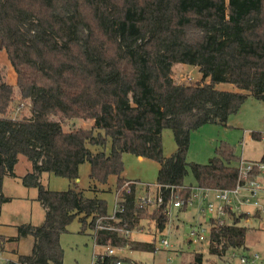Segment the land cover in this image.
I'll return each mask as SVG.
<instances>
[{
    "label": "trees",
    "instance_id": "trees-1",
    "mask_svg": "<svg viewBox=\"0 0 264 264\" xmlns=\"http://www.w3.org/2000/svg\"><path fill=\"white\" fill-rule=\"evenodd\" d=\"M3 51L17 83H6L0 69V216L10 202L3 183L17 177L19 156L33 166L22 184L37 189L46 211L42 225L22 224L11 239L32 237L31 254L6 264H64L61 237L75 221L78 234L90 236L98 248L153 253L155 241L131 242L109 229L133 232L148 219L163 232L170 221L164 209L140 208L137 187L122 177L125 154L160 165L156 185L165 207L177 197H192L185 186L190 171L200 189L231 191L244 184L241 158L228 142L218 144L207 165L189 162L188 153L193 132L228 126L249 97L264 102V0H0ZM179 64L199 68L203 84L167 83L164 70ZM221 83L241 92L219 91ZM16 88L31 117H12ZM74 119L93 121L94 128L66 132L63 122ZM165 129L177 147L170 157L163 152ZM252 138L264 140L261 133ZM86 163L94 198L77 189L52 191L41 182L44 173L76 182ZM261 176L255 169L251 177ZM111 177L117 178L123 208L114 219L98 189ZM222 208L232 223L212 219L208 244L209 255L219 259L244 248L249 232L240 226L246 215ZM6 242L0 236V253ZM102 254L100 249L94 264L130 261ZM203 262L198 254L192 264Z\"/></svg>",
    "mask_w": 264,
    "mask_h": 264
},
{
    "label": "rangeland",
    "instance_id": "rangeland-1",
    "mask_svg": "<svg viewBox=\"0 0 264 264\" xmlns=\"http://www.w3.org/2000/svg\"><path fill=\"white\" fill-rule=\"evenodd\" d=\"M0 69L6 74L4 81L11 85H16L13 81L14 71L6 52H0ZM165 81L174 85L196 86L203 84L204 76L199 71V68L189 65H175L167 68L163 72ZM205 83H210L207 79ZM219 91L238 93L241 92L235 85L230 83H221L216 85ZM16 101L12 106V117H31V107L27 102L22 101L18 88L15 90ZM63 127L66 132L75 129H93L94 122L82 119L65 120ZM253 133H261L264 136V102L258 101L249 97L240 111L229 118L228 126L224 125H208L199 131L191 134V145L188 153V161L200 165H207L210 160L215 157V150L220 142H228L236 148L238 156L243 160L260 161L264 154V140H253ZM163 152L165 157H170L176 152V143L173 132L170 129H165L162 134ZM93 152H97L96 147L91 148ZM125 171L124 174L128 179L139 180L144 184L155 185L157 183L160 165L152 160H141L139 157L132 154L123 156ZM33 170L31 162L24 156H19L18 163L15 168L16 179L15 191L26 190L20 184L21 178ZM91 167L86 163L80 167V179L78 185L68 179L55 176L53 174H43V186L46 189L58 192L69 191L76 187L85 192L87 198H94L93 183L90 179ZM263 176V175H262ZM8 178V177H7ZM264 186L263 180L259 177L255 179ZM116 177H111L107 185H98L100 197L107 200L111 215L114 211V205L120 202V197L116 193ZM80 182V183H79ZM18 183V184H17ZM185 186L196 187V182L192 172L185 179ZM264 188V187H263ZM30 190V189H29ZM32 195L38 193L37 189L32 188ZM154 196L155 191H151ZM137 198L144 197V190L141 186H137ZM99 196V195H98ZM260 201L264 206V191L260 194ZM29 202L26 205L25 218L34 226H40L44 223V212L42 205L37 201ZM205 203L196 200L193 206L184 207L182 210H174L173 216L166 229L160 232L154 223L148 219L142 221L141 228L133 231L128 237L131 242H152L155 241L156 247H160L162 239H167L173 245V250L161 251L158 253L133 252L129 246L118 250V255L124 260L130 261L124 264H192L196 255L204 256L203 264H240V259L249 256L257 255L259 257L258 264L264 263V210L263 208H255L245 205L237 215H246L245 219L241 220L240 226L246 227L249 232L246 236V246L242 249H229L226 257L219 259L209 255L208 245H200L197 247L189 245L187 237L192 226L202 222L212 228L211 220L222 219L227 223H232L226 213L204 215L202 210L205 209ZM224 206V205H223ZM222 206V207H223ZM5 209L8 206L5 205ZM21 204L14 203L9 206L10 212H17V208H22ZM224 208H221L223 211ZM20 215V214H19ZM11 216H8V220ZM19 218L18 216L16 217ZM90 222V219L89 221ZM70 233H66L61 237V246L65 252L64 264H92L94 256V245L90 236L78 234L80 230L79 222L75 221L69 228ZM9 231L7 234L9 235ZM18 232L12 233L17 236ZM34 240L32 237L24 238L15 246L10 244L3 248V261L16 260L17 255L14 250L20 255H30L33 249ZM5 247V245H4ZM96 251V250H95ZM100 249H97L99 253ZM235 256V257H233ZM169 259L172 261L169 262ZM263 263H262V262Z\"/></svg>",
    "mask_w": 264,
    "mask_h": 264
},
{
    "label": "built area",
    "instance_id": "built-area-1",
    "mask_svg": "<svg viewBox=\"0 0 264 264\" xmlns=\"http://www.w3.org/2000/svg\"><path fill=\"white\" fill-rule=\"evenodd\" d=\"M255 169H259L264 174V164L260 162H249L241 159L240 163L238 164V170L240 179L243 181L244 184H239L235 190H210V189H200L197 187H189L191 188L193 195L190 199L185 200L183 198L177 197L175 200L168 203L165 207L164 199L162 194H160V190L158 186H151V185H140L136 182H131L129 184H133L136 187L141 186V190H144V197L137 198L138 205L140 208L149 210L150 213L154 211H160L164 209L165 216L171 217L173 216L174 210H182L184 207L193 206L196 200L202 201L205 203V209L202 210V213L205 215H214L219 211V214H222L221 208L218 209L216 202H219L223 205H230L234 201H239L242 205L253 206L255 208H263L261 201H260V194L263 191V186L260 182H257L255 179H252V174ZM261 178V177H260ZM154 190L155 194L152 196L151 191ZM123 212V208L119 203L114 205V211L112 214V219L115 218L116 213ZM113 231H118L120 233H124L125 236L128 238L132 232L126 231L124 232L118 228H109ZM211 227H208L205 224H197L190 228L189 235L187 237V241L189 245L197 247L200 245H208L211 237ZM173 245L167 239H162L160 242V247H155V253L161 251H169L173 250ZM122 249V248H120ZM118 248L113 247H104L102 248V255L106 256H117ZM99 253H95L94 255V262L96 261V256ZM235 257V256H233ZM259 257L257 255L253 257H243L240 259V264H258ZM172 260L169 259V262ZM7 261H3L0 255V264H6ZM94 264V263H93ZM116 264H124L122 261H117Z\"/></svg>",
    "mask_w": 264,
    "mask_h": 264
},
{
    "label": "crops",
    "instance_id": "crops-1",
    "mask_svg": "<svg viewBox=\"0 0 264 264\" xmlns=\"http://www.w3.org/2000/svg\"><path fill=\"white\" fill-rule=\"evenodd\" d=\"M13 68V67H12ZM14 71V69H13ZM14 78H13V81H16V74L14 72ZM14 86V85H13ZM16 86V85H15ZM139 159L141 160H145L144 158H141L139 157ZM248 161V160H246ZM249 162H260V161H249ZM122 177L126 180H129V181H132V182H136L140 185H148V184H144L142 183L141 181L139 180H132V179H128L125 174L123 173L122 174ZM263 177H264V174L263 176H261V179L263 180ZM17 180L16 179H11V178H5L4 180V183H3V193L4 195L10 199V202L5 204L8 206V209H5V205L3 206V209H2V214L0 216V236L4 237L7 242L5 244V247L4 249L6 248V246H9L10 244H14L15 246H17L21 240L19 241H11V239H14L16 236L12 235V233H15L17 232V227L22 225V224H26L28 221L27 218H25L24 215L25 214V210H26V204L29 203V202H33L35 203L34 201H36L37 199V196H38V193L34 196L32 195V188L28 191L27 189L26 190H17L15 191V182ZM41 182L43 184V175L41 177ZM75 185L78 183V180L76 182H74ZM80 183V182H79ZM18 184V183H17ZM20 184L23 186L22 184V181L20 180ZM78 185V184H77ZM151 186H157L156 184L155 185H151ZM188 187V186H186ZM192 187V186H191ZM264 187V186H263ZM26 188V187H25ZM77 190H79L77 187L75 188ZM80 191V190H79ZM263 191H264V188H263ZM14 203H17V204H21L22 206H25V207H22V208H17L19 210V213L17 212H10L9 213V206H11L12 204ZM216 205H217V208L220 209L222 208L223 204L219 203V202H216ZM42 207V206H41ZM231 207L232 209L235 211V212H240L242 207H245L244 205H242L238 200L237 201H234L232 204H231ZM43 212H44V217H45V213L46 211L44 210L43 208ZM20 214V215H19ZM216 214H219V211L216 213ZM205 215V214H204ZM8 216H11V220L13 221H10L8 220ZM19 217L18 219L16 217ZM45 219V218H44ZM199 224H202L199 223ZM11 232L9 235L7 234L8 232ZM91 238V237H90ZM92 242H93V245H94V255L95 253L97 252V249H102V248H98L95 241L91 238ZM96 250V251H95ZM17 251H18V248H17ZM17 251L14 250V253L17 255V257L20 255ZM1 257L3 256V253H0ZM262 262V261H261ZM94 263V256L92 258V264ZM263 263V262H262ZM264 264V263H263Z\"/></svg>",
    "mask_w": 264,
    "mask_h": 264
}]
</instances>
